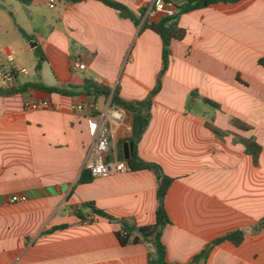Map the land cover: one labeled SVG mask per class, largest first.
Listing matches in <instances>:
<instances>
[{
  "label": "crops",
  "instance_id": "0c3cea01",
  "mask_svg": "<svg viewBox=\"0 0 264 264\" xmlns=\"http://www.w3.org/2000/svg\"><path fill=\"white\" fill-rule=\"evenodd\" d=\"M113 1L135 13L145 9L140 24L119 18L97 0H55L52 9L48 0H32L18 8L19 22H9L5 15L11 14L0 10V72L14 70L11 89L36 82L79 87L87 78L117 87L126 101H143L161 68V41L140 28L144 20L157 22L163 15L147 11L153 0ZM188 1L172 0L173 13ZM177 22L186 34L170 44L168 68L135 149L139 159L173 179L164 200L171 222L162 233L165 260L264 264V67L258 63L264 60V0L212 4ZM8 55L14 58L10 65ZM75 62L85 68L77 70ZM19 68H33L34 74H17ZM3 87L8 86L0 78ZM193 91L197 97L190 96ZM41 101L49 107H28ZM81 101L103 109L105 97L34 89L0 95V264H149L155 258L149 242L121 246L117 222L98 217L81 222L75 215L77 209L87 215L81 206L93 203L117 221L139 227L154 224L157 207L156 178L147 170L76 185L91 145L86 112L71 109ZM231 119L251 130L236 129ZM206 120L229 134L216 138ZM131 126L128 111L122 126H108L110 150L125 162L123 140ZM234 135L253 137L261 147L256 165ZM14 195L27 201L9 202ZM236 230L244 233L238 246L224 241L210 247ZM204 250L205 260L195 261Z\"/></svg>",
  "mask_w": 264,
  "mask_h": 264
},
{
  "label": "trees",
  "instance_id": "16d2710c",
  "mask_svg": "<svg viewBox=\"0 0 264 264\" xmlns=\"http://www.w3.org/2000/svg\"><path fill=\"white\" fill-rule=\"evenodd\" d=\"M20 4L27 6L32 0H16ZM72 2H78L81 0H71ZM105 6L114 10L118 17L121 19H128L135 26H138L142 21L145 13V9L138 11L137 13L131 11L125 5L113 1V0H97ZM239 0H192L188 1L184 5L180 6L175 13L169 16H161L157 22L147 23L145 20L141 24L140 30H150L155 33L161 41V68L156 78L155 86L150 91L148 96L143 101H126L119 96L117 87L111 89L101 83L93 81L91 79H84L83 83L79 87L67 86L66 88L48 87L39 82L36 83H25L23 85L11 89V87L0 88V95H12L15 93L23 94L26 89H34L45 92L47 94H59L63 96H74L77 94H84L85 96H104L105 98H111V104L116 106L123 111H128L132 114V126L130 137L123 140L125 143H132L133 150L126 160V164L130 171L147 170L154 174L156 178V200L157 207L155 211V222L152 225L147 226H135L128 224L124 221H117L113 217L109 216L105 211L98 209L93 203H84L82 208L88 210L87 215L82 213L80 209L75 211V215L81 222H91L95 217L106 219L109 222H117L120 229L115 233L118 243L121 246H125L129 243H142L149 242L155 250V258L150 259L149 264H168L165 260V246L162 242V233L166 226L170 225V219L167 215L164 200L167 191L173 182L171 177L166 176L161 168L153 163L144 162L139 159L136 155L135 149L138 141L142 134L146 130L149 119H150V107L152 104L153 97L158 93L161 86V81L164 73L168 68L169 57H170V44L172 41H180L184 38L186 32L183 28L178 26V18L185 13L190 11L201 9L212 4L217 3H236ZM23 35H25L22 32ZM37 56L41 59V53L37 52ZM35 67V71L38 72L40 69V60ZM258 63L264 67V60H259ZM191 97L198 96L196 91L190 93ZM205 105H208L214 109H219V105L206 98L201 99ZM230 124L236 129L247 132L251 130V127L240 120L231 119ZM206 129L211 132L216 138L223 139L229 132L223 131L218 128L213 120L205 121ZM234 141L240 143L244 147V152L252 158L254 165L257 164L258 156L261 152V147L256 143L253 137L242 138L234 135ZM93 180L89 170L83 169L76 185L88 184ZM260 225H264V222H260ZM244 233L240 230L230 232L216 240H214L210 247L218 245L224 241L232 243L234 246H238L243 240ZM207 256V251H202L198 256L195 257V261H204Z\"/></svg>",
  "mask_w": 264,
  "mask_h": 264
},
{
  "label": "built area",
  "instance_id": "2783aa9c",
  "mask_svg": "<svg viewBox=\"0 0 264 264\" xmlns=\"http://www.w3.org/2000/svg\"><path fill=\"white\" fill-rule=\"evenodd\" d=\"M48 7H55V0H48ZM148 12H155L163 16L172 15L174 7L172 0H153L152 4L147 10ZM8 64L14 61L13 56L6 57ZM74 68L83 70L85 67L79 62L74 63ZM17 74L26 75L25 68L16 70ZM0 78L8 87L16 85V78L14 70L11 67H6L0 72ZM32 110L48 108V102L41 101L33 103L28 106ZM71 109L76 112H86V128L88 135L91 139L89 149V161L86 164V169L89 170L93 178H103L111 175L112 173H124L129 171L125 161L119 160L118 154L110 150V142L112 140L111 132L108 126L120 127L124 120V111L111 104V98L108 97L104 103L103 109L100 108L93 101H81L73 104ZM127 131L131 128L127 127ZM25 195H14L9 198L11 203L26 202Z\"/></svg>",
  "mask_w": 264,
  "mask_h": 264
},
{
  "label": "rangeland",
  "instance_id": "374dc122",
  "mask_svg": "<svg viewBox=\"0 0 264 264\" xmlns=\"http://www.w3.org/2000/svg\"><path fill=\"white\" fill-rule=\"evenodd\" d=\"M18 8L21 10V8L23 9V6L20 3H16L11 0H0V10L4 11L6 14H11L10 16L5 15L9 22L20 21ZM44 11L48 14L52 13V11H49L47 9H44ZM27 71L30 75L34 74L33 68H27ZM106 99L107 98H105V101Z\"/></svg>",
  "mask_w": 264,
  "mask_h": 264
},
{
  "label": "water",
  "instance_id": "95a60500",
  "mask_svg": "<svg viewBox=\"0 0 264 264\" xmlns=\"http://www.w3.org/2000/svg\"><path fill=\"white\" fill-rule=\"evenodd\" d=\"M132 147H133L132 143H127V144L124 145V157H125L126 160L130 156V152L132 150Z\"/></svg>",
  "mask_w": 264,
  "mask_h": 264
}]
</instances>
